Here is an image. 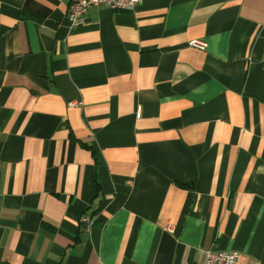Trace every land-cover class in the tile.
<instances>
[{
  "label": "crops",
  "instance_id": "crops-1",
  "mask_svg": "<svg viewBox=\"0 0 264 264\" xmlns=\"http://www.w3.org/2000/svg\"><path fill=\"white\" fill-rule=\"evenodd\" d=\"M0 3V264H264V0Z\"/></svg>",
  "mask_w": 264,
  "mask_h": 264
},
{
  "label": "built area",
  "instance_id": "built-area-1",
  "mask_svg": "<svg viewBox=\"0 0 264 264\" xmlns=\"http://www.w3.org/2000/svg\"><path fill=\"white\" fill-rule=\"evenodd\" d=\"M142 0H71L67 18L72 26H79L84 23L86 15L91 8L106 7L118 12H132L141 3ZM1 5V3H0ZM192 46L204 50L206 44L202 42H194ZM81 224L86 229H90L93 225L92 219L83 216ZM240 255L236 252L227 251H207L205 259L201 264H240Z\"/></svg>",
  "mask_w": 264,
  "mask_h": 264
},
{
  "label": "trees",
  "instance_id": "trees-1",
  "mask_svg": "<svg viewBox=\"0 0 264 264\" xmlns=\"http://www.w3.org/2000/svg\"><path fill=\"white\" fill-rule=\"evenodd\" d=\"M100 189H101V186L99 185V183H98V191H100ZM83 225V224H82ZM85 229H86V227H85Z\"/></svg>",
  "mask_w": 264,
  "mask_h": 264
}]
</instances>
